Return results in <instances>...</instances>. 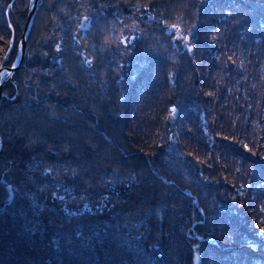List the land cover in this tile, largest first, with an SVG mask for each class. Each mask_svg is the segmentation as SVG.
<instances>
[{
	"label": "trees",
	"instance_id": "16d2710c",
	"mask_svg": "<svg viewBox=\"0 0 264 264\" xmlns=\"http://www.w3.org/2000/svg\"><path fill=\"white\" fill-rule=\"evenodd\" d=\"M11 1L0 0L6 66L32 3L10 8L4 60ZM85 1L79 47L78 3L41 1L25 60L3 86L0 264H194L196 253L199 264H264V0ZM120 13L141 26L125 64L114 51ZM180 26L194 30L190 49L173 45ZM32 165L38 191L46 173L71 174L80 203L101 206L51 213L43 238L24 233L5 209Z\"/></svg>",
	"mask_w": 264,
	"mask_h": 264
},
{
	"label": "rangeland",
	"instance_id": "374dc122",
	"mask_svg": "<svg viewBox=\"0 0 264 264\" xmlns=\"http://www.w3.org/2000/svg\"><path fill=\"white\" fill-rule=\"evenodd\" d=\"M78 3L77 10L74 15L77 18V28H74L73 36L76 46L80 45L81 35L88 29L91 21V8L92 5L89 1L74 0ZM136 12L140 17H146L147 20H157L158 17L155 13L149 10H142L138 8ZM74 10V11H75ZM121 19H123V27H119L114 32V37H119L117 40V46L114 49L120 56L123 63H127L128 55L131 54L135 41L141 35V26L135 17L130 14L120 13ZM64 26H69L64 23ZM173 45L176 50H185L192 48V35L194 30L192 28H185L183 26L174 28L173 30ZM54 43V50L61 48V34L55 33L52 35ZM48 52H51L48 48ZM85 63L90 65V59L82 52ZM56 61V59H53ZM123 67V66H122ZM34 165L29 169H25L22 172V179L18 184H15L17 191L15 192L14 202L5 209L13 216H18L21 222V229L24 233L32 234L33 232L40 231L39 236L44 237L43 232L46 230H54L53 221L54 218L51 213L57 214L61 219L66 214L72 213H85V212H97V208L101 206L93 207L92 198L86 197L85 201L81 202L77 199V195L74 193V175L68 174L63 179L58 180L53 174L46 173L47 178L52 176L51 181L47 179L48 187L46 191H38L37 186H41L36 178L35 173H32ZM13 172L17 171L13 170ZM19 175V174H18ZM12 178V173L10 174ZM73 181V183H72ZM54 182L57 184L54 185ZM82 199V198H81ZM103 200V198H102ZM101 200V201H102ZM93 208V209H91ZM127 234H136V230H132V226L126 227ZM58 232V230H57ZM130 240V238L128 237Z\"/></svg>",
	"mask_w": 264,
	"mask_h": 264
},
{
	"label": "water",
	"instance_id": "95a60500",
	"mask_svg": "<svg viewBox=\"0 0 264 264\" xmlns=\"http://www.w3.org/2000/svg\"><path fill=\"white\" fill-rule=\"evenodd\" d=\"M15 0H12L11 3L9 4L7 10H6V17L8 20V24L12 30V34H11V38H10V42H9V47L7 49V52L4 56V60L8 57V55L10 54L12 47L14 45L15 42V31L14 28L11 24V22L9 21V11L11 6L14 4ZM42 0H32L28 15H27V19L25 22V26L24 29L22 31L21 37L19 39V46H18V53L16 56L15 61L13 62L12 65L10 66H6L3 63L0 64V106H1V102L4 96V89L3 86L8 82V80H12L14 74L16 73V71L21 67V65L23 64L26 54H27V44H28V39L30 36V32L34 23V19L37 13V10L39 8V5L41 3ZM2 147V143H1V138H0V149ZM7 189L9 191V198L8 201L10 202L13 199V195H14V190L12 188V185L7 184ZM194 264H199V256L196 253L195 254V259H194Z\"/></svg>",
	"mask_w": 264,
	"mask_h": 264
}]
</instances>
